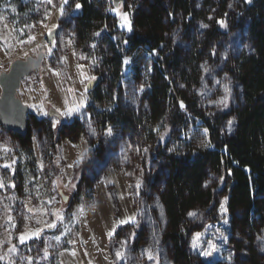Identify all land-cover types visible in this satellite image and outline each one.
Returning a JSON list of instances; mask_svg holds the SVG:
<instances>
[{"label": "trees", "instance_id": "trees-1", "mask_svg": "<svg viewBox=\"0 0 264 264\" xmlns=\"http://www.w3.org/2000/svg\"><path fill=\"white\" fill-rule=\"evenodd\" d=\"M130 6L133 30L118 41L108 0H69L57 55L64 56V35L81 55L96 59L93 103L83 120L58 131L51 120L30 114L28 134L9 135L25 152L36 140L46 153L84 134L94 148L79 187L89 191L122 164L123 149H138L144 169L138 220L115 233L118 263L116 250L126 241L119 264H140L143 247L156 250L160 264H212L193 251L192 239L216 220L225 197L233 257L216 264H264V0H126ZM195 120L208 132L207 145L187 139ZM157 125L169 127L179 142L162 144Z\"/></svg>", "mask_w": 264, "mask_h": 264}, {"label": "rangeland", "instance_id": "rangeland-1", "mask_svg": "<svg viewBox=\"0 0 264 264\" xmlns=\"http://www.w3.org/2000/svg\"><path fill=\"white\" fill-rule=\"evenodd\" d=\"M108 1L109 13L118 19L121 33L118 41H122L133 30L132 7L127 10L124 4L116 8L113 0ZM68 4L69 0L67 3L0 0V74L8 72L17 59L45 52L41 70L23 80L18 96L29 105L30 114L51 120L55 131L65 122L84 119L87 107L93 103L92 92L87 87L91 81L100 80L96 59L81 55L72 36L63 35L61 59L57 55L59 38L53 43L48 40L50 32L60 26ZM116 10L128 14L131 31L127 25L121 26L124 21ZM223 22L222 28L226 30ZM124 74L123 81L129 84V66ZM225 100L222 108L226 111L231 107V98ZM51 108L61 117H49ZM68 109H73L71 115L66 114ZM200 125V120L191 123L187 139L202 140L207 145L208 132ZM155 129L160 133L161 143L166 144L171 129L163 125ZM106 134L113 137L112 128ZM171 141L179 142L177 136ZM93 148L82 134L78 142L64 140L46 153L34 140L33 151L29 153L0 129V264H119L123 261L126 241L121 240L116 250L118 263L112 240L120 226L137 224L136 197L141 193L144 169L138 149L129 145L121 151L120 166L110 167L92 191L81 190L84 161ZM227 204L225 197L216 220L206 224L192 239L193 251L212 264L231 261L233 257ZM37 232L39 236L35 235ZM21 237L25 238L23 242ZM139 259L140 264H160L158 252L146 247L139 250Z\"/></svg>", "mask_w": 264, "mask_h": 264}, {"label": "water", "instance_id": "water-1", "mask_svg": "<svg viewBox=\"0 0 264 264\" xmlns=\"http://www.w3.org/2000/svg\"><path fill=\"white\" fill-rule=\"evenodd\" d=\"M126 0H113V5L119 8ZM79 11H74L73 15H78ZM59 27L53 29L48 40L53 43L57 37ZM45 59V52L40 51L36 57L29 56L26 59H17L12 62L8 72L0 74V126L9 134H19L25 137L28 134L30 107L18 96L23 80L31 74L40 71ZM99 80L89 83L87 90L93 92ZM49 117H61L59 113L51 108Z\"/></svg>", "mask_w": 264, "mask_h": 264}, {"label": "snow or ice", "instance_id": "snow-or-ice-1", "mask_svg": "<svg viewBox=\"0 0 264 264\" xmlns=\"http://www.w3.org/2000/svg\"><path fill=\"white\" fill-rule=\"evenodd\" d=\"M49 2H51V0H49ZM67 2H68V0H64V3H67ZM76 7L80 8L81 5L77 4ZM116 11H117L118 15H121V18L124 21V23H122L121 26L123 27V26L127 25L129 28V31H131L130 21L128 20V14L127 13L120 14L118 10H116ZM219 23L223 24L224 22L220 21ZM72 111H73V109H68V112L66 114L71 115ZM45 115H47V113H45ZM109 134H111V130H109ZM8 167H10V166H8ZM192 215H194V213ZM125 222L126 221H121V223H125ZM49 227H55V225H49ZM35 235L39 236V233L37 232ZM24 239H25L24 237H21V242H23ZM197 239H199V237H197ZM213 248H215V245H213ZM117 255H119V253ZM206 255H207V253H206Z\"/></svg>", "mask_w": 264, "mask_h": 264}]
</instances>
